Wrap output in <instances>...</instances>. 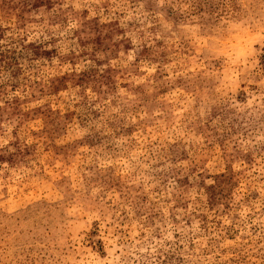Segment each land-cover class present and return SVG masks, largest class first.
<instances>
[{
  "label": "rangeland",
  "instance_id": "1",
  "mask_svg": "<svg viewBox=\"0 0 264 264\" xmlns=\"http://www.w3.org/2000/svg\"><path fill=\"white\" fill-rule=\"evenodd\" d=\"M0 264H264V0H0Z\"/></svg>",
  "mask_w": 264,
  "mask_h": 264
}]
</instances>
